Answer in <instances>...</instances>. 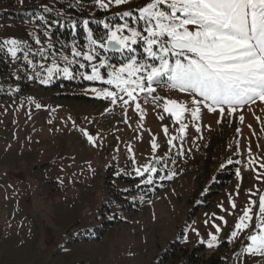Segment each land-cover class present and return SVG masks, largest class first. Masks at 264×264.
Wrapping results in <instances>:
<instances>
[{
    "label": "rangeland",
    "instance_id": "374dc122",
    "mask_svg": "<svg viewBox=\"0 0 264 264\" xmlns=\"http://www.w3.org/2000/svg\"><path fill=\"white\" fill-rule=\"evenodd\" d=\"M41 1L0 0V10ZM149 2L96 0L122 14ZM0 47L16 77L0 98V264H156L175 241L203 244L224 264H264V254L246 251L264 195V102L231 115L201 104L194 119V97L163 81L133 100L104 83L129 59L74 85L49 32L12 15L0 16ZM143 49L131 57L143 60ZM168 101L187 109L179 121ZM246 209L251 219L237 229Z\"/></svg>",
    "mask_w": 264,
    "mask_h": 264
},
{
    "label": "snow or ice",
    "instance_id": "6c2138e0",
    "mask_svg": "<svg viewBox=\"0 0 264 264\" xmlns=\"http://www.w3.org/2000/svg\"><path fill=\"white\" fill-rule=\"evenodd\" d=\"M127 2L114 0L116 5ZM101 6L107 7V4ZM138 12L134 22H143L142 32L124 24L110 29L99 43L89 37L92 45L105 52L126 49L131 52L138 40L144 44L146 57L143 60L138 61L133 56L128 63L113 67L104 83L114 85L119 92L135 100L134 92L151 95L156 91L154 85L163 81L168 88L194 97L192 103L196 107L191 112L194 119L199 115L201 104L210 112L219 109L221 115L227 106L231 115L239 106L257 100L264 102V0H150ZM130 15L131 12L123 13V16ZM125 30L130 34H123ZM10 51L15 56V51ZM73 54L81 55L75 50ZM83 56L88 61L93 59L88 53ZM106 64L101 57L99 67ZM63 72L69 75L68 68ZM85 78L102 79L95 65L92 74ZM103 95L116 103L115 92L105 90ZM164 110L179 121L187 109L176 101H168ZM180 131H184L183 126ZM144 171L149 169L145 167ZM137 174H141L139 169ZM259 209L261 217L256 226L259 233L249 236L252 243L246 251L264 254V195L260 196ZM248 219L251 217L246 209L236 228L247 227L243 221Z\"/></svg>",
    "mask_w": 264,
    "mask_h": 264
},
{
    "label": "trees",
    "instance_id": "16d2710c",
    "mask_svg": "<svg viewBox=\"0 0 264 264\" xmlns=\"http://www.w3.org/2000/svg\"><path fill=\"white\" fill-rule=\"evenodd\" d=\"M41 2L42 5L37 3V5L25 6L18 11L14 9L0 10V16L12 15L14 20L20 19L26 25H32L33 28L47 30L57 48L62 49L68 56L70 83L74 85L89 83L90 80L85 77L92 71L94 65L98 67V70L105 71L104 74H106L110 64L126 61L134 52H140L139 55H141L144 45L139 40L138 44L134 45L133 51L124 50L114 53L97 48L91 44L89 39L91 36L92 40L99 43L106 38L110 29L124 24L142 32V21L134 22L139 15L135 10H131L130 16H123L122 13H114L100 7L96 4V0H42ZM124 33L130 34L127 30ZM142 34L146 35V33ZM73 50L80 52L81 55H74ZM4 52L0 47V98L14 91L12 86L16 81L15 74L8 67ZM84 53L93 55V59L85 60ZM101 57L107 61L105 67H99ZM81 65L84 66L81 67ZM226 174L229 176L230 172ZM224 183L225 181H217L211 184L220 186ZM214 193L216 191H211L209 196ZM166 262L168 264H224V261L216 253L207 256L203 244H196L192 248H188L180 245L178 241L168 243L160 249L156 264Z\"/></svg>",
    "mask_w": 264,
    "mask_h": 264
},
{
    "label": "water",
    "instance_id": "95a60500",
    "mask_svg": "<svg viewBox=\"0 0 264 264\" xmlns=\"http://www.w3.org/2000/svg\"><path fill=\"white\" fill-rule=\"evenodd\" d=\"M109 52L119 53V52H117V51H112V50H109Z\"/></svg>",
    "mask_w": 264,
    "mask_h": 264
}]
</instances>
